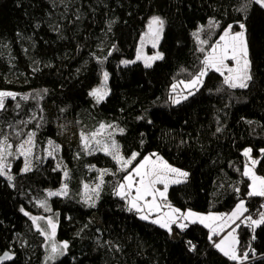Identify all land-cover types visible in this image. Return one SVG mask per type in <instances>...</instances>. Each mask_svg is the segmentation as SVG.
<instances>
[{
	"label": "trees",
	"instance_id": "obj_1",
	"mask_svg": "<svg viewBox=\"0 0 264 264\" xmlns=\"http://www.w3.org/2000/svg\"><path fill=\"white\" fill-rule=\"evenodd\" d=\"M246 3L0 0V91L16 94L0 110V139L7 136L15 148L34 133L31 171L21 172V160L10 158L6 172L13 180L0 176V254H14L5 264H43L44 240L30 218L51 213L57 219L55 238L68 248L49 264H264V224L252 228L245 221L236 227L237 253L247 252L248 259L233 261L214 247L209 228L196 223L181 231L173 225L170 234L128 211L114 194L132 167L155 152L189 174L169 186L171 206L230 214L243 200L247 209L264 212V197L248 196L250 181L243 175V152L249 148L259 161L255 172L264 176V10L255 5L245 9ZM154 16L164 20L156 46L163 59H150L157 53L148 47L147 60L121 63L135 58ZM240 23L252 61L249 87L229 88L220 73L210 70L199 91L173 104L171 86L191 80L210 45L228 25L240 31ZM104 72L108 94L97 103L89 93ZM49 105L58 121L83 133L102 123L123 129L116 136L121 154L139 155L121 171L105 153L63 147L65 178L46 154L48 140L57 136ZM92 168L107 170L94 207L79 196L85 181L95 176ZM64 182L67 195H47ZM42 201L48 210L38 204Z\"/></svg>",
	"mask_w": 264,
	"mask_h": 264
},
{
	"label": "snow or ice",
	"instance_id": "obj_2",
	"mask_svg": "<svg viewBox=\"0 0 264 264\" xmlns=\"http://www.w3.org/2000/svg\"><path fill=\"white\" fill-rule=\"evenodd\" d=\"M259 6L262 10H264V0H247L245 4V9H249L252 6ZM214 23L210 21V25ZM156 26L155 31L153 32V26ZM164 20L160 17H152L149 22V31L153 34V36L158 40L159 33L163 31ZM239 27L241 31L233 32L232 25H228L227 28L224 29L223 34L220 36L219 41L215 44L210 45V50L206 52L203 59L201 60L202 67L198 70L197 73H194L192 79L185 82L180 81L181 84H184L186 89H189L187 95H181L179 99L172 98L173 104H179L182 100H187L189 96L195 94L196 91H199L200 85L203 84V77H205L210 70H214L223 77V83L227 85L229 88H248L249 82L253 79L251 68L252 61L250 58V50L249 44L246 38V28L244 23H240ZM198 35V34H197ZM201 44L207 43L206 41H200ZM155 47V44L153 45ZM201 52H205V49L201 47L199 49ZM140 57L138 56L137 59ZM152 60L163 59V55L157 53L154 57H151ZM229 61L232 62L229 65ZM135 61H122L123 64L134 63ZM145 67H151V64L146 63ZM104 81L106 82L108 79V73L104 72L103 74ZM172 91L174 92L177 88L176 84H173ZM46 91V90H45ZM107 91H102L101 89H93L89 95L96 98L97 103L102 101L104 97L107 95ZM11 97L15 99L16 94L0 91V110H4L5 100ZM22 99L27 100L28 96L21 97ZM19 107V104H17ZM139 119V118H138ZM251 123V122H249ZM112 125L100 124V129L111 128ZM124 130L120 129L122 133ZM221 131L220 128H217V132ZM17 136L20 135L19 132L16 133ZM99 135V132L92 133L91 136L93 139ZM34 133H28V138L22 144L17 146L16 151L19 155L25 157L24 167L21 169V172L31 171V161L28 159V156L31 152V148L29 147L27 150L24 145H32L33 144ZM81 141L84 144L85 148H88L89 141L85 134H81ZM96 143L99 144L100 141L96 140ZM51 144V142H50ZM13 147L12 144L8 143L7 136L0 139V176H6L7 180L11 182L13 180V176L6 172V169L10 171L11 165L8 164L7 157L12 156L13 153L9 151ZM117 145L115 141L112 142L111 148L105 146L104 151L113 156V159L116 160L117 164L120 165V170L123 171L127 169L128 165L132 163L133 160L139 155L138 153H132L130 158H125L116 151ZM251 149H245L243 155L245 157H249L250 163L252 167H249L248 164L245 165V170L243 172L244 176H247L251 179L252 183L249 185L250 191L248 192L249 197L260 196L264 197V177L257 176L253 171V168L259 161L252 159L250 156ZM261 153H264V149H261ZM53 154L52 151H49L48 155L51 156ZM151 156L155 157V160L151 159L150 156H145L143 161H141L137 166H135L128 174L123 177V181L118 183L115 188L114 194L119 196L122 200H124L128 205V211H135L140 214L139 218L141 220H149L152 224L158 225L162 229H166L170 234L173 232V225L179 228L181 231L188 228L189 224L202 223L205 227L211 229V234L209 235V240L212 241L214 235H219V231H223L224 225L228 222H232L235 224L237 220H240L241 223L244 221H248V226L255 228L256 226H260L264 224V212L260 213L259 219H253L250 215L244 217L241 220V217L245 212L248 211L244 206V201L241 200L233 211L230 214H226L224 216H217L215 214L202 215L199 213H195L192 210H188L186 212H182L180 209L174 208L171 204L166 203L167 201V189H168V176L169 174H176L180 177L187 178L189 175L187 172L182 171L180 169L174 168L170 166L166 161H164L161 157L156 155L155 153L151 154ZM105 172L101 173V178ZM68 173L65 172V176L67 177ZM139 177V179H136ZM173 183H180V180H174ZM158 184L164 185L163 190L157 188ZM10 186H12L10 184ZM85 189H88V185L84 186ZM100 184H97L95 188L91 189L92 192L96 193L97 197L99 195ZM134 190V194H133ZM238 192L239 189H236ZM49 196L53 195H67V185H63L62 190L58 192H49ZM151 197V199H147ZM159 198V200H158ZM91 199V197H89ZM87 203V200L85 201ZM41 206H45L44 202H40ZM91 206H95L93 202ZM162 207L168 208L167 212H163L162 214H158L155 218H152V213L157 212ZM264 207V205H261ZM147 209V211H145ZM23 211V209H21ZM46 210H48L46 208ZM28 215V213H25ZM33 222L35 223L37 218L32 217ZM208 221L216 222L221 221L218 225L219 231H217V227L213 226V223H207ZM48 225L53 229V235L55 232V224L51 219L48 220ZM239 224H236L235 227L229 231L228 235L224 237L220 242H214V247L217 248L220 252L223 253L228 259L233 261H240L248 259V253L245 252L243 255H237V248L234 244H238L233 233L236 230V227H239ZM41 235H45L47 238V233L41 232ZM229 238L232 239L233 244H229L228 247L224 245L227 243ZM190 244L189 251L195 250V245L191 244V241L188 242ZM68 248V243L63 242L60 245H56L53 243L51 247L52 255L49 257L55 258L56 256L63 255L64 251ZM0 259L10 260L12 256L8 253H5L3 257Z\"/></svg>",
	"mask_w": 264,
	"mask_h": 264
},
{
	"label": "rangeland",
	"instance_id": "obj_3",
	"mask_svg": "<svg viewBox=\"0 0 264 264\" xmlns=\"http://www.w3.org/2000/svg\"><path fill=\"white\" fill-rule=\"evenodd\" d=\"M241 31V30H240ZM239 32V31H238ZM161 35H162V32L159 33V39L157 40L153 34H151L149 32V28L147 30L146 33H144V35H142V37L140 38L139 42H138V46H137V49H136V55H135V58L132 60V61H137V60H147V56H149L150 52L147 51V48L148 47H152L153 50L151 52H154L155 54L158 53V50L156 48L157 44L159 43L160 39H161ZM155 44V47L153 46ZM140 57L139 59H137V57ZM229 65L232 64L231 61L228 62ZM104 74V73H103ZM103 74H102V77L100 79V83L99 85H97L94 89H101L102 91H107L108 93V86H107V81L105 82L104 81V77H103ZM204 79V77H203ZM108 80V79H107ZM187 82V81H185ZM177 85V88L176 90L174 91L175 94L172 95V98H177L179 99L181 95H187L189 89H186L184 87V84H181L180 82H176L174 83ZM201 86V85H200ZM198 86V87H200ZM93 90V89H92ZM91 90V91H92ZM93 97V96H92ZM95 100L96 98L93 97ZM105 98V97H104ZM47 111L49 112V115H50V118H51V123L56 127L57 129V136L54 138V139H50L48 140L47 142V147H46V154L48 155L49 151H52L53 154L50 156L52 158L55 159V161L57 162V165L58 167L62 170L63 172V175L64 177L66 178L65 176V172H67V167H66V164L64 163V161L62 160L61 156H60V150L63 148V147H66V148H74V149H78V150H82L84 152H87V153H92V152H102V153H105L107 154L105 151H104V148L105 146L111 148V144L113 141H115L116 145H117V148H116V151L119 152V154L121 156H123L119 150V147H118V141H117V135L121 134L120 132V128L116 127L115 125H112L111 128H106V129H103L101 130L100 129V126L94 130L93 132H90V133H83L81 132L80 130L74 128L71 124H67V123H64V122H60L58 121L56 118H55V115H54V112H53V108L51 105L47 106L46 107ZM106 125V124H105ZM109 125V124H108ZM111 125V124H110ZM96 132H99V135H97L95 137V139L92 138L91 134L92 133H96ZM85 134V136H87V139L89 141V145H88V148L86 149L84 144L82 143L81 141V134ZM28 136L25 137V139L20 143L22 144L25 140H27ZM96 140H99L100 143L97 144L96 143ZM51 142V144H50ZM19 144V145H20ZM18 145V146H19ZM25 149L27 150L29 147L31 148V152L28 156V159L31 161V164H32V157H33V154H34V139H33V144L32 145H27L25 144L24 145ZM16 148H11L9 149V151H11L13 153L12 156H8L7 157V163L9 161L10 158H18L21 160L22 164H23V167H24V161H25V157L24 156H21L19 155V153L16 151ZM246 149H249V148H246ZM155 153V152H153ZM153 153H150V154H147L145 156H150L151 159L155 160V157L154 156H151V154ZM156 154V153H155ZM109 155V154H107ZM158 155V154H156ZM49 156V155H48ZM113 158L112 155H109ZM144 156V157H145ZM159 157H161L160 155H158ZM251 156V155H250ZM124 157V156H123ZM131 155L129 157H125L126 159L127 158H130ZM144 157L139 161L137 162L133 167L132 169L137 166L141 161H143ZM162 158V157H161ZM252 159H255L251 156ZM164 160V158H162ZM256 160V159H255ZM116 162V160H114ZM134 161V160H133ZM132 161V163H133ZM165 161V160H164ZM131 163V164H132ZM117 164V162H116ZM130 164V165H131ZM248 164L249 167H252L251 163H250V159L249 157H245V165ZM128 165V167L130 166ZM170 165V164H169ZM245 165H244V170H245ZM31 166V165H30ZM172 166V165H170ZM174 167V166H172ZM256 167V165H255ZM255 167L253 168V171L255 172ZM176 168V167H174ZM117 169L120 170V165L117 164ZM131 169V170H132ZM179 169V168H177ZM92 171L95 172V176L94 178H90L89 180L85 181V183L83 184L82 188H81V191H80V199L85 202L87 200V203H93L96 201L97 199V195L96 193L92 192L91 189L95 188V186L97 184H100V188H101V185H102V181H103V176L101 178V173L102 172H105L106 169H97V168H92L91 169ZM130 170V171H131ZM182 170V169H180ZM184 171V170H182ZM186 172V171H185ZM128 174V173H127ZM255 174L257 176H260V177H264L263 175H259L255 172ZM6 177V176H5ZM249 178V177H248ZM136 179H139V177H136ZM186 178L184 177H180L176 174H169L168 176V188L170 185L172 184H176V183H173L172 181L174 180H180L181 182H183ZM249 181H250V184L252 183L251 179L249 178ZM66 183H62V185L56 189H53V190H47V195L49 192H58V191H61L62 190V187L63 185H65ZM249 184V185H250ZM67 185V184H66ZM85 185H88V189H85ZM157 188L163 190L164 188V185L162 184H158L156 186ZM168 190V189H167ZM100 191V189H99ZM249 191H250V188H249ZM133 194H134V190H133ZM167 195V193H166ZM49 196V195H48ZM53 196H56V197H64L65 195H53ZM53 196H49V197H53ZM89 197H91V199H89ZM147 199H151V197H148ZM159 200V198H158ZM264 201V200H263ZM166 203H168L166 201ZM40 206H41V203H38ZM169 204V203H168ZM244 206H245V203H244ZM43 208H46V206H42ZM173 207V206H172ZM176 208V207H174ZM246 208V206H245ZM178 209V208H177ZM256 208H252V209H248L247 212H245L243 214V216L241 217V220L244 219V217L246 216H251L252 215V212L255 210ZM181 210V209H180ZM189 209H186V210H181L182 212H186L188 211ZM145 211H147V209H145ZM168 211V208L166 207H162L160 210H159V213L157 212H153L152 213V218H155L158 214H162L163 212H167ZM193 211V210H192ZM195 213H199V214H202V215H209V214H215L217 216H224L226 215L225 213H218V212H210V213H202V212H197V211H193ZM138 214V213H137ZM140 214H138L139 216ZM56 215L54 213H51L47 216H31V220L33 221L32 217H36L37 220L36 222L34 223V226L35 228L39 231V233L41 234V232H45L47 233V238L45 235H42L43 237V240H44V257H43V264H49V263H52L54 262L56 259H58L59 257H61L62 255H59V256H56L55 258H49L52 253H51V247L53 245V243H55L56 245H60L62 244L61 242H58L55 238V232H54V235L52 234L53 233V229L49 227L48 225V220L51 219L52 222L55 224L56 226V223H57V219L55 217ZM252 217V216H251ZM260 218V213H258L257 217L256 218H253V219H259ZM245 222V221H244ZM207 223H213L211 221H208ZM221 223V221H217L216 223L213 224V226H216L217 229H219L218 225ZM241 221L240 220H237L235 222V224H233L232 222H228L224 225V229L223 231H219L221 235H224L218 242H220L222 239H224L225 236L228 235L229 231H231V229L233 227H235L236 224H240ZM201 225L204 226V224L202 223H199ZM208 228V227H207ZM210 229V228H209ZM211 231V229H210ZM233 235L235 236L236 240L238 241V237H237V232L235 230V232L233 233ZM174 238H176V234H173ZM229 244H233V241L231 238H229V240L227 241V243L224 245L225 247H228ZM235 247H237V244H234ZM64 254H65V251H64ZM63 254V255H64ZM238 255V253H237ZM239 256V255H238Z\"/></svg>",
	"mask_w": 264,
	"mask_h": 264
},
{
	"label": "water",
	"instance_id": "obj_4",
	"mask_svg": "<svg viewBox=\"0 0 264 264\" xmlns=\"http://www.w3.org/2000/svg\"><path fill=\"white\" fill-rule=\"evenodd\" d=\"M155 29H156V26L154 25V26H153V32L155 31ZM149 32H150V31H149ZM150 33H151V32H150ZM151 34H152V33H151ZM5 253L10 254V255L12 256V259H10V260L0 259V264L8 263V262H10V261H12V260L14 259V254H13L12 252H10L9 250H6V251H4L3 253H1V254H0V257H3V255H4Z\"/></svg>",
	"mask_w": 264,
	"mask_h": 264
},
{
	"label": "built area",
	"instance_id": "obj_5",
	"mask_svg": "<svg viewBox=\"0 0 264 264\" xmlns=\"http://www.w3.org/2000/svg\"><path fill=\"white\" fill-rule=\"evenodd\" d=\"M258 215V213H257V211L256 210H254L253 212H252V217H256ZM219 229H217V231H218ZM210 234H211V231H210ZM224 235H221L220 234V232H219V235H214L213 237L215 238V242H217V241H219L222 237H223Z\"/></svg>",
	"mask_w": 264,
	"mask_h": 264
},
{
	"label": "crops",
	"instance_id": "obj_6",
	"mask_svg": "<svg viewBox=\"0 0 264 264\" xmlns=\"http://www.w3.org/2000/svg\"><path fill=\"white\" fill-rule=\"evenodd\" d=\"M216 222H217V221H216ZM216 222H213V224L216 223Z\"/></svg>",
	"mask_w": 264,
	"mask_h": 264
}]
</instances>
